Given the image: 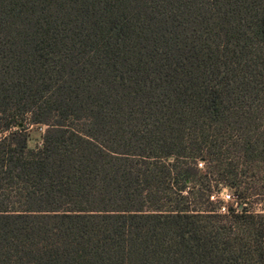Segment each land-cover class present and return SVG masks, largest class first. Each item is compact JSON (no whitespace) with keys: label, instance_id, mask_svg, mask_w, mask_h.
<instances>
[{"label":"trees","instance_id":"trees-1","mask_svg":"<svg viewBox=\"0 0 264 264\" xmlns=\"http://www.w3.org/2000/svg\"><path fill=\"white\" fill-rule=\"evenodd\" d=\"M0 264H264V0H0Z\"/></svg>","mask_w":264,"mask_h":264},{"label":"rangeland","instance_id":"rangeland-1","mask_svg":"<svg viewBox=\"0 0 264 264\" xmlns=\"http://www.w3.org/2000/svg\"><path fill=\"white\" fill-rule=\"evenodd\" d=\"M46 131V127L45 126H35V127H30V141H29V145L31 147H37L40 146L42 144V137L44 132ZM224 187L221 188V191H223ZM227 190L233 194V192L227 187ZM220 191V192H221ZM227 206H232V205H236V197L234 196L233 200H229L228 202L225 203ZM241 207V206H240ZM253 208L255 210H261L262 209V204H254Z\"/></svg>","mask_w":264,"mask_h":264},{"label":"built area","instance_id":"built-area-1","mask_svg":"<svg viewBox=\"0 0 264 264\" xmlns=\"http://www.w3.org/2000/svg\"><path fill=\"white\" fill-rule=\"evenodd\" d=\"M199 166L203 167V163H199ZM222 190L223 191L219 193V197L223 201L220 211L227 212L228 206L225 203L228 202L229 200H233L234 196L227 190V187H224ZM212 198L214 199L215 196H212Z\"/></svg>","mask_w":264,"mask_h":264}]
</instances>
